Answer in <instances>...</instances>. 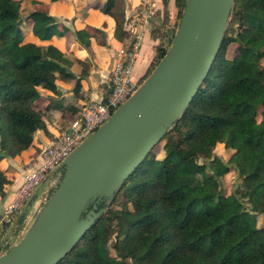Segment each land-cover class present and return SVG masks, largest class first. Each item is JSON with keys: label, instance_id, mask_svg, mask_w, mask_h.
I'll return each mask as SVG.
<instances>
[{"label": "trees", "instance_id": "trees-1", "mask_svg": "<svg viewBox=\"0 0 264 264\" xmlns=\"http://www.w3.org/2000/svg\"><path fill=\"white\" fill-rule=\"evenodd\" d=\"M185 2L175 0L179 19ZM101 12L114 20V38L123 40L125 0H106ZM28 19L40 41L56 34L57 19L43 12L23 18L17 0H0V152L16 160L29 148L30 159L43 149L36 132L50 142L68 125L56 135L48 132L45 114L32 100L37 88L57 93V81L76 80V92L80 78L70 67L79 64L81 78L89 71L88 63L26 37ZM73 35L89 46L86 31ZM232 44L236 49L228 56ZM156 50L160 61L167 49ZM159 144L57 264H264V0L234 1L209 73ZM221 144L232 152L226 162L213 155ZM231 167L241 184L225 195L220 179ZM12 175H19L15 167L0 165V196ZM253 200L256 207L248 210L244 203Z\"/></svg>", "mask_w": 264, "mask_h": 264}, {"label": "water", "instance_id": "water-1", "mask_svg": "<svg viewBox=\"0 0 264 264\" xmlns=\"http://www.w3.org/2000/svg\"><path fill=\"white\" fill-rule=\"evenodd\" d=\"M235 0H186L169 49L134 94L57 169L60 181L0 264H57L106 210L198 93ZM37 199L34 194L28 205Z\"/></svg>", "mask_w": 264, "mask_h": 264}, {"label": "crops", "instance_id": "crops-1", "mask_svg": "<svg viewBox=\"0 0 264 264\" xmlns=\"http://www.w3.org/2000/svg\"><path fill=\"white\" fill-rule=\"evenodd\" d=\"M106 0H33L30 2L33 6L30 9L33 12H43L57 19L55 35L49 42H42L33 35L32 29H24V35L31 38L37 44H52L63 52L68 60L78 58L89 64V71L85 77L80 76L81 66L74 62L70 71L79 80V90L75 92L76 80L71 83L57 81L58 92L53 93L43 88H37L33 93L32 100L37 102V109L44 114V121L48 132L56 135L68 122L76 115L83 106L90 100L101 96L106 89V80L113 60L116 58L117 50L125 42L114 38V20L101 12V7ZM143 0H125V15L133 11ZM156 10L155 20L150 28L144 34L143 43L135 63L134 76L142 78L147 72L151 62L153 52L160 45V39L155 35L156 31L169 32L176 22V13L178 11L175 0H168L166 6L163 0H153ZM19 2V1H18ZM28 3V2H27ZM26 5V3H25ZM21 11V10H20ZM30 13V14H31ZM165 13L167 22L164 21ZM29 14V15H30ZM23 18L24 16L21 11ZM30 20V27L33 26V20ZM26 20L25 22H27ZM24 25V24H23ZM42 30V28H40ZM39 29V30H40ZM86 31L89 36V46L83 47L76 41L73 33L75 31ZM124 30V28H123ZM125 32V31H124ZM40 34H45L42 30ZM127 36V35H126ZM161 47V46H160ZM36 142L45 147L48 144V138L40 132L35 133ZM34 148L23 151L19 157L21 161L19 175L16 178V185L9 186L7 193L0 196V212L10 201L14 190L22 181V166L33 154ZM13 160V159H12ZM3 160L0 161V165ZM10 162V161H9ZM7 162L8 165L16 167L15 164ZM59 172L53 174L56 175ZM30 206V205H29ZM19 217H22L21 212Z\"/></svg>", "mask_w": 264, "mask_h": 264}, {"label": "built area", "instance_id": "built-area-1", "mask_svg": "<svg viewBox=\"0 0 264 264\" xmlns=\"http://www.w3.org/2000/svg\"><path fill=\"white\" fill-rule=\"evenodd\" d=\"M155 15L153 0H143L125 15L123 28L127 36L111 64L104 93L88 101L68 122L66 129L25 163L20 185L0 212V227L10 225L15 220L41 183L57 173L69 154L101 127L140 86L142 78L134 76V67L144 34L153 24Z\"/></svg>", "mask_w": 264, "mask_h": 264}, {"label": "rangeland", "instance_id": "rangeland-1", "mask_svg": "<svg viewBox=\"0 0 264 264\" xmlns=\"http://www.w3.org/2000/svg\"><path fill=\"white\" fill-rule=\"evenodd\" d=\"M17 1H19L20 10L23 12V15L28 16L31 13L30 9L33 8L32 4L30 3L33 0H17ZM25 3H26V5H25ZM175 18H176V20H175L176 24L174 26L175 28H173V29L176 30L177 26L179 25V22H180L178 11L176 13ZM29 22H30V20H28L27 22L24 21V23H23L24 25L22 26V28H24L26 30L32 29V31L34 32L35 26L33 25L32 27H30L31 25H29ZM148 28H150V27H148ZM39 32H41V30H39ZM156 32L157 33L155 35L157 36V39H160V42H161L157 48H159L161 46V47L168 50L170 47L169 40H170V37L172 35V30L169 32L168 31L167 32L156 31ZM235 49H236V45L232 44L229 47L228 56H232L235 52ZM157 54H158V52H157V50H155L153 52L151 62L147 68V72L142 79V82L145 80V78H147V76L151 73V71L154 69V67L158 63L159 60L157 58ZM86 103H82L81 106H84ZM162 145H163V142H161L157 147H155L154 152L160 151ZM231 153L232 152L229 149H226L224 147V145L221 144L215 148L213 155L215 157L219 158L221 161L226 162ZM0 155L2 156V158H0V161L3 160V162H2L3 165H5V163H7L9 161L11 163H13L15 160V162L13 164H15L16 172L18 174L19 169H21V167H19L21 161L16 160L18 158L9 157L7 152H0ZM207 161L203 160V159H199L197 162L199 164H202L203 162H207ZM24 166H25V164H23L22 167L24 168ZM185 167L188 169V171L191 175L194 174V170L189 165H185ZM23 168H22V170H23ZM12 177H13L12 184L16 185L15 183H17V182H15V180L18 176L12 175ZM60 179H61L60 173L56 174L54 176L52 175L50 177H47L46 180L43 183H41V185L36 189V191H34V194H37V199L35 201H33L30 206L28 205V202H29V200H28L27 204L24 207H22V209L20 210L22 217H19V215H20V212H19L18 215L16 216L15 220L10 225L0 227V246L2 248L0 251L1 254H4L9 249V247H12L15 244H17L20 241V239L25 235V233L29 230V228L35 222L38 214L41 212L42 208L45 206L49 197L52 195V193L57 188L58 182L60 181ZM240 184H241V180L238 177L236 170L233 169L232 167H231V170L227 174L221 176L220 185H221L223 193L225 195H227L228 193H231L234 190H236L237 188H239ZM30 200H31V198H30ZM244 205L246 206V208L248 210L255 209L256 201L253 200L250 202H246V203H244Z\"/></svg>", "mask_w": 264, "mask_h": 264}]
</instances>
